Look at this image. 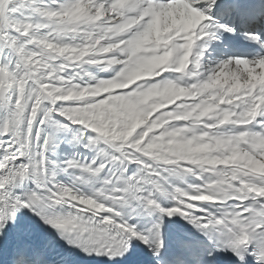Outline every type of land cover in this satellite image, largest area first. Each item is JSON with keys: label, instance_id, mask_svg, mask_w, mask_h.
<instances>
[{"label": "snow or ice", "instance_id": "6c2138e0", "mask_svg": "<svg viewBox=\"0 0 264 264\" xmlns=\"http://www.w3.org/2000/svg\"><path fill=\"white\" fill-rule=\"evenodd\" d=\"M0 264H264V0H0Z\"/></svg>", "mask_w": 264, "mask_h": 264}]
</instances>
